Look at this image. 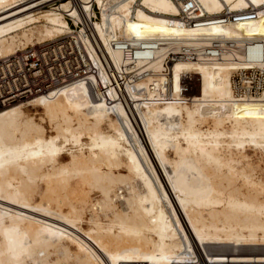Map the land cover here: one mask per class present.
<instances>
[{"label": "bare ground", "instance_id": "bare-ground-1", "mask_svg": "<svg viewBox=\"0 0 264 264\" xmlns=\"http://www.w3.org/2000/svg\"><path fill=\"white\" fill-rule=\"evenodd\" d=\"M53 1L0 0V57L71 33L99 69L0 107V264H200L197 251L212 264H264V91L241 94L233 81L252 62L237 48L167 63L183 43L264 39V16L195 27L178 0H96L111 72L66 17L86 23L93 0L44 6ZM200 2L210 13L264 4ZM112 31L149 39L147 54L115 48Z\"/></svg>", "mask_w": 264, "mask_h": 264}, {"label": "built area", "instance_id": "built-area-1", "mask_svg": "<svg viewBox=\"0 0 264 264\" xmlns=\"http://www.w3.org/2000/svg\"><path fill=\"white\" fill-rule=\"evenodd\" d=\"M62 0L47 2L44 6H53ZM78 3V0H73ZM180 4V16L185 25L202 27L213 23L226 24L232 19H247L250 17L264 16V4L259 6L249 5L243 9L231 10L229 6L217 13L203 11L200 0H178ZM51 3V4H50ZM79 11L83 12L78 5ZM107 11H113L108 5ZM93 15L88 17L86 23H76L74 16L67 13L66 17L75 28L85 27L87 42L94 47L96 57L101 61L105 70L112 72L115 65L111 55L95 26V20L99 19L102 8L96 0L92 1ZM110 30V28H109ZM114 33L110 43L115 48L123 49L132 58L144 56L148 48L149 39L129 40L120 33ZM244 43L238 44L236 39L215 36L209 38L207 45L183 43L181 48L174 52L170 49L167 63H173L176 58L201 59L203 56L220 58L223 53L230 49H240L247 61L252 62L249 66L239 68L233 75L235 89L241 94L257 95L264 91V39L247 38ZM260 62L261 65H255ZM98 65L95 63L82 38L74 37L71 33L62 34L42 42L30 44L14 53L0 57V107L12 102L26 99L35 94H43L54 91L61 86L76 79H84L91 82L90 76L98 73ZM118 80L113 82L117 87L125 86V78L121 71H117ZM191 83L185 82V91H189ZM121 90V89H120ZM205 252L197 251V260L200 264H212ZM207 257V256H206ZM121 264H146L145 261L122 262Z\"/></svg>", "mask_w": 264, "mask_h": 264}, {"label": "rangeland", "instance_id": "rangeland-1", "mask_svg": "<svg viewBox=\"0 0 264 264\" xmlns=\"http://www.w3.org/2000/svg\"><path fill=\"white\" fill-rule=\"evenodd\" d=\"M51 4V3H50ZM48 7V6H47ZM194 84L195 83H191V87H194ZM28 98L26 99H23V101H26ZM31 108V110H34V107L33 105H30L29 106ZM211 252H217V251H226V250H231L230 247H227L226 245H212L208 248ZM245 248H239V247H236V248H233V251L236 252V251H239V250H244ZM260 250H264V247H260L259 248Z\"/></svg>", "mask_w": 264, "mask_h": 264}]
</instances>
